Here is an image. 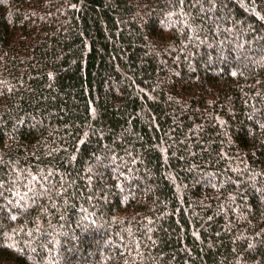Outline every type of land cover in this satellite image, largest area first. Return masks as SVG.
Masks as SVG:
<instances>
[{
	"label": "trees",
	"instance_id": "obj_1",
	"mask_svg": "<svg viewBox=\"0 0 264 264\" xmlns=\"http://www.w3.org/2000/svg\"><path fill=\"white\" fill-rule=\"evenodd\" d=\"M0 264H264V0H0Z\"/></svg>",
	"mask_w": 264,
	"mask_h": 264
}]
</instances>
